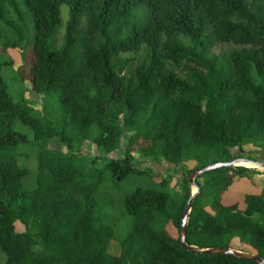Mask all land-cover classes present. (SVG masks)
Here are the masks:
<instances>
[{"label":"trees","instance_id":"1","mask_svg":"<svg viewBox=\"0 0 264 264\" xmlns=\"http://www.w3.org/2000/svg\"><path fill=\"white\" fill-rule=\"evenodd\" d=\"M62 5L69 20L55 49ZM219 45L231 48L216 53ZM9 49L29 57L39 108L5 79ZM87 143L103 166L76 157ZM29 145L35 171L19 162ZM121 146L123 157H108ZM247 146L264 151V0H0V264H259L181 244L190 175ZM134 153L188 176L173 194L162 182L126 195L130 223L117 237L97 200L99 179L151 173ZM251 173L226 167L196 179L189 246L245 247L264 259V190L246 194L244 209L224 202Z\"/></svg>","mask_w":264,"mask_h":264},{"label":"rangeland","instance_id":"2","mask_svg":"<svg viewBox=\"0 0 264 264\" xmlns=\"http://www.w3.org/2000/svg\"><path fill=\"white\" fill-rule=\"evenodd\" d=\"M60 11L61 23L54 36L55 44L52 45V47L55 49L61 48L63 44V36L66 30L67 22L69 20L68 5H62ZM230 48V45H219L214 49V51L216 53H219L221 51L229 50ZM24 53L25 52H23L21 49L7 50V54L12 58L14 64L11 69L4 71L3 75L11 85L14 95H24V97L30 102H36L35 106L39 108V106H41V99L36 100L35 95L30 91L28 70L25 67V64L28 61L29 57L27 55L25 56ZM18 129L29 135L30 140L32 139V134H30L26 129L22 127H19ZM49 147L57 151H62L64 153L68 152L67 148L61 147L56 142H53L51 144L49 143ZM21 149V151L25 154H23L19 160L20 165L25 164L32 171H35L38 163L37 147L35 145H29L24 146ZM244 151H246V153L240 156L242 151H240L238 148L231 149L232 155L235 157H245L254 159L258 162H264V151L258 152V150L252 146L245 147ZM73 152H77L78 155L76 157L87 164V166L95 165L101 167L103 166L104 162H106L105 156L99 153L97 151V148L91 143H87L81 146V151H78L77 148H75ZM133 155L136 159V166L139 169L152 168V172L147 173L146 175L133 174L127 179H124L120 183H118L114 181V178L109 171H105L102 173V176L99 179V187L97 189V200L100 204V208L104 213L105 221L108 224L114 226L117 237H120L128 229L130 223V220L126 215L123 206L126 195L132 193L138 187L159 188V185L162 182H166V186L168 185V192L170 194H173L175 191L181 190V185L178 178L184 181L188 176L189 171L188 168L184 169L183 167H173L166 162L155 164L153 162L145 160L138 153H134ZM123 156L124 153L122 146L120 147L119 151L113 153L112 155H108V157L110 158H121ZM95 157L97 159H101L98 162L95 161V163H93L92 160ZM72 162L74 165L79 166L81 169H85L83 166H81L80 162L75 160ZM238 165L242 166V164ZM170 169H173V171H171L172 174L169 172ZM250 170H252V173L247 178L235 181V183L224 194V202L226 204H238L241 209H244V196L246 194L260 193L262 190H264V170L259 166H255ZM92 177L95 178L94 176ZM196 191L197 188L194 185H191L190 193L194 194L196 193ZM171 230L172 233L176 234V230L172 228ZM118 251L119 243L117 241H113L110 246V253L117 254ZM240 251L251 253V251H249L245 247H241Z\"/></svg>","mask_w":264,"mask_h":264},{"label":"water","instance_id":"3","mask_svg":"<svg viewBox=\"0 0 264 264\" xmlns=\"http://www.w3.org/2000/svg\"><path fill=\"white\" fill-rule=\"evenodd\" d=\"M241 163H251L254 165H257L259 167H261L264 170V162H258L254 159H249V158H245V157H239L236 158L232 161L229 162H219V163H215V164H211L207 167H203L200 168L196 171H194L190 177V184L193 186H195L197 188L196 193L191 194L188 203L186 205V208L183 212V216H182V220H181V244L183 246V248L190 250L193 254H226V255H232L235 256L237 258L240 259H245V260H251V261H256L259 264H264V259L251 254V253H247V252H243V251H238V250H234V249H221V248H211V249H200L199 247H195V246H189L187 244V225H188V221H189V217L192 211V207H193V203H194V199L196 197V195L199 193V187H197L195 181L198 177H200L201 175L213 171V170H218L221 168H226V167H240ZM245 167V166H243Z\"/></svg>","mask_w":264,"mask_h":264},{"label":"bare ground","instance_id":"4","mask_svg":"<svg viewBox=\"0 0 264 264\" xmlns=\"http://www.w3.org/2000/svg\"><path fill=\"white\" fill-rule=\"evenodd\" d=\"M241 164H242V166H245V167H247V168H249V169H252V168H254L255 166H257V165L253 166L254 164H251V163H241Z\"/></svg>","mask_w":264,"mask_h":264}]
</instances>
